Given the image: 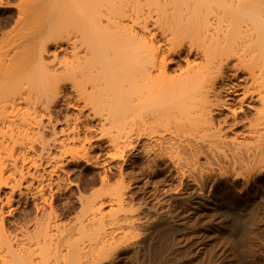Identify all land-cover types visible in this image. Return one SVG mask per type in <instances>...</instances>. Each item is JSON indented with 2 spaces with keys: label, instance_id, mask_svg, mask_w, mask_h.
<instances>
[{
  "label": "bare ground",
  "instance_id": "1",
  "mask_svg": "<svg viewBox=\"0 0 264 264\" xmlns=\"http://www.w3.org/2000/svg\"><path fill=\"white\" fill-rule=\"evenodd\" d=\"M263 174L264 0H0V264H240Z\"/></svg>",
  "mask_w": 264,
  "mask_h": 264
},
{
  "label": "rangeland",
  "instance_id": "2",
  "mask_svg": "<svg viewBox=\"0 0 264 264\" xmlns=\"http://www.w3.org/2000/svg\"><path fill=\"white\" fill-rule=\"evenodd\" d=\"M262 188L260 190V195L264 201V174L262 175ZM244 226V223L239 221V227ZM251 237V242L247 239L242 238L239 240L238 250L241 253V263L240 264H249L248 260L254 258L258 261V263L264 264V254L261 252H254L251 247H264V211L261 212L259 216L258 222L249 232ZM251 243V247H250ZM174 260V257H168L166 260ZM119 264H163L156 257H149L146 254H140L137 258H129L124 261H121ZM178 264H183V262H179Z\"/></svg>",
  "mask_w": 264,
  "mask_h": 264
}]
</instances>
